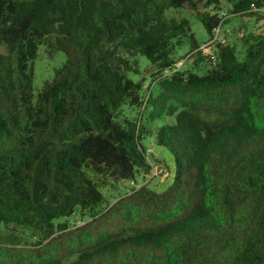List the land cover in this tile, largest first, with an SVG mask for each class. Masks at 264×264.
I'll use <instances>...</instances> for the list:
<instances>
[{
    "label": "trees",
    "instance_id": "trees-1",
    "mask_svg": "<svg viewBox=\"0 0 264 264\" xmlns=\"http://www.w3.org/2000/svg\"><path fill=\"white\" fill-rule=\"evenodd\" d=\"M225 2L264 28V0H0V264H264V33L240 34V58L217 44L213 62L166 17L189 10L211 40ZM42 46L66 61L34 94ZM140 57L155 99L130 78ZM147 110L172 120L145 127ZM144 137L171 155L170 185L109 203L102 189L157 163Z\"/></svg>",
    "mask_w": 264,
    "mask_h": 264
},
{
    "label": "rangeland",
    "instance_id": "rangeland-1",
    "mask_svg": "<svg viewBox=\"0 0 264 264\" xmlns=\"http://www.w3.org/2000/svg\"><path fill=\"white\" fill-rule=\"evenodd\" d=\"M230 5L225 2L222 5V13H226L228 16L225 24L219 31V38L225 43H235L237 56L242 57V45L239 41L241 33H264V28L262 25L261 19L257 17L248 18L246 16L235 17L229 15ZM167 18H184L187 19L190 23L191 31L195 36V39L201 47L206 44L210 37L207 34L206 30L200 23L198 19L195 18L192 12L187 9H178V10H169L166 13ZM215 46L210 49H205V54H210L215 52ZM188 52L187 46H182L177 49L176 58L178 61L183 60L184 56ZM0 53L6 54V47L0 44ZM141 74L139 76L131 75L130 78L134 81L141 80L144 82L143 93L145 96L151 94L155 99L157 98L161 91L158 85L155 82H152V76L155 73V70L151 67L149 62L140 57L139 59ZM66 61V56L61 51H55L51 54L47 53V50L44 46L39 48L37 58L31 63V68L33 70V93L36 94L42 87V85L51 81L54 78L55 71L61 68ZM167 106H175L176 102L173 100L166 101ZM139 117V112L128 107L124 108L120 113V118L135 119ZM172 119L168 116H162L158 119H151L150 110L145 111L142 118V125L148 128H154L157 125H162L165 122H169ZM144 148L147 149L151 157H155L157 163L149 161L151 170L149 173H140L137 177V181L134 186L130 183H119L116 185L109 186L105 189H102V194L108 200L109 203H113L117 200L118 197H121L128 191L130 188H139L140 186H148L156 192L164 191L171 183V179L174 173V165L172 162L171 155L164 149L156 147L152 140L148 137H144L141 141ZM124 190V193L122 191ZM78 212V210H77ZM88 218L76 219L69 218L67 222L70 228H78L87 223ZM64 222V220H59L57 223ZM25 236V235H24ZM27 238V237H26ZM27 241H31L27 238Z\"/></svg>",
    "mask_w": 264,
    "mask_h": 264
},
{
    "label": "built area",
    "instance_id": "built-area-1",
    "mask_svg": "<svg viewBox=\"0 0 264 264\" xmlns=\"http://www.w3.org/2000/svg\"><path fill=\"white\" fill-rule=\"evenodd\" d=\"M258 13L261 15H264V7H261L260 9H258ZM221 16L223 19L222 21L226 20L228 17L226 13H222ZM220 29L221 27L219 26L218 29L214 31L213 38L210 41H208L206 44H204L201 47V49H210L211 47L216 46L217 44H225V42L219 38L218 34H219ZM209 55L211 59L213 60V62H215L216 55L214 53H210ZM182 65H183V62L177 63L176 65H174V67L171 70L164 71V75H170V74H173L174 72H177L182 67ZM130 184L134 186L135 183H130Z\"/></svg>",
    "mask_w": 264,
    "mask_h": 264
}]
</instances>
